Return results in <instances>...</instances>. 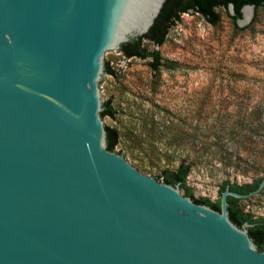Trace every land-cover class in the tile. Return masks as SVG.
Masks as SVG:
<instances>
[{"label":"water","instance_id":"obj_1","mask_svg":"<svg viewBox=\"0 0 264 264\" xmlns=\"http://www.w3.org/2000/svg\"><path fill=\"white\" fill-rule=\"evenodd\" d=\"M164 2L0 0V264H264L227 210L264 177L215 210L106 148L104 61Z\"/></svg>","mask_w":264,"mask_h":264},{"label":"rangeland","instance_id":"obj_2","mask_svg":"<svg viewBox=\"0 0 264 264\" xmlns=\"http://www.w3.org/2000/svg\"><path fill=\"white\" fill-rule=\"evenodd\" d=\"M215 12L216 23L181 12L160 45L142 40L159 50L158 70L149 58H126L114 49L105 60L114 74L103 72L101 101L116 109L114 117H101L119 133L113 152L159 182L163 169L193 161L187 185L194 197L211 201L225 180L243 184L264 177V130L236 134L241 115L262 108L264 6H253L245 23L242 15L231 17L230 7ZM239 206L264 216V187Z\"/></svg>","mask_w":264,"mask_h":264},{"label":"trees","instance_id":"obj_3","mask_svg":"<svg viewBox=\"0 0 264 264\" xmlns=\"http://www.w3.org/2000/svg\"><path fill=\"white\" fill-rule=\"evenodd\" d=\"M253 5L254 7L264 6V0H165L153 24L142 36L132 38L126 42H122L117 49L126 58L139 57L142 59L149 58V65L152 70H158L161 66L160 53L158 49H148L143 46L142 40L147 39L155 45H160L167 33L170 25L178 19L181 12L192 10L205 17L210 23H216L218 14L215 12L216 7L227 8L232 5V18H239L241 16V8L244 5ZM104 73L114 74L112 67L108 61L104 62ZM262 108H255L245 115H241L243 122L239 123L236 128V134L240 138L245 137L246 133L251 136L255 135L259 130H264V98L261 99ZM103 117L108 115L114 117L116 109L112 107L109 100L102 102V110L99 112ZM246 123V127L242 124ZM106 131V148L113 151L119 144V133L115 127L104 126ZM251 144V143H249ZM264 151V150H263ZM121 152H119L120 154ZM122 155V154H121ZM124 157V156H123ZM193 161L181 160L175 169H163L161 171L162 182L175 185L179 184V188L183 195L191 197L193 202L206 204L215 210L220 208V197L216 201H211L206 197H194L191 188L187 185V176L191 170ZM158 180V178H157ZM261 178L254 180L251 183H230L223 181L220 192L228 185L231 190L247 193L255 189ZM239 198L228 195L227 196V210L229 219L237 226H241L247 222V231L249 237L259 251L264 250V216H254L253 214L244 211L239 206Z\"/></svg>","mask_w":264,"mask_h":264},{"label":"bare ground","instance_id":"obj_4","mask_svg":"<svg viewBox=\"0 0 264 264\" xmlns=\"http://www.w3.org/2000/svg\"><path fill=\"white\" fill-rule=\"evenodd\" d=\"M243 12H244V16H245V18H248L249 17V8L248 7H245L244 9H243Z\"/></svg>","mask_w":264,"mask_h":264}]
</instances>
